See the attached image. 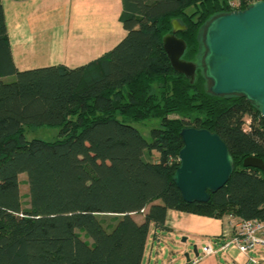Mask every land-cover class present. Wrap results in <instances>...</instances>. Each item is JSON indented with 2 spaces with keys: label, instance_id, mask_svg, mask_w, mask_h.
<instances>
[{
  "label": "trees",
  "instance_id": "1",
  "mask_svg": "<svg viewBox=\"0 0 264 264\" xmlns=\"http://www.w3.org/2000/svg\"><path fill=\"white\" fill-rule=\"evenodd\" d=\"M227 13V0H122L125 36L110 51L18 71L0 0V264H141L167 210L264 222V169L242 166L264 164V121L243 97L212 95L201 65L204 28ZM173 20L185 27L176 36L196 65L192 83L162 48ZM151 119L144 137L136 125ZM29 127L57 138L26 140ZM183 128L215 133L232 158L228 182L203 204L185 203L172 181Z\"/></svg>",
  "mask_w": 264,
  "mask_h": 264
},
{
  "label": "crops",
  "instance_id": "2",
  "mask_svg": "<svg viewBox=\"0 0 264 264\" xmlns=\"http://www.w3.org/2000/svg\"><path fill=\"white\" fill-rule=\"evenodd\" d=\"M2 8L18 71L58 65L76 68L107 53L125 36L122 0H2ZM137 217L135 221L141 223L143 215ZM235 220L167 210L165 230L150 225L141 264H244L247 258L233 245L220 249L233 236ZM205 247L214 254L204 256ZM257 257H264V249Z\"/></svg>",
  "mask_w": 264,
  "mask_h": 264
},
{
  "label": "water",
  "instance_id": "3",
  "mask_svg": "<svg viewBox=\"0 0 264 264\" xmlns=\"http://www.w3.org/2000/svg\"><path fill=\"white\" fill-rule=\"evenodd\" d=\"M171 33L162 38V48L172 70L194 80L196 65L185 61V43L176 34L185 27L171 22ZM201 60L204 78L215 96L237 95L259 109L264 121V1L242 11H231L209 21L202 39ZM183 147L178 153L179 167L172 181L187 204L206 203L229 180L233 163L225 144L203 129L183 128L179 133ZM244 168L264 169L261 160L246 158ZM185 239L181 242L184 244ZM192 252L197 257L196 247ZM186 263L189 254L183 253Z\"/></svg>",
  "mask_w": 264,
  "mask_h": 264
},
{
  "label": "built area",
  "instance_id": "4",
  "mask_svg": "<svg viewBox=\"0 0 264 264\" xmlns=\"http://www.w3.org/2000/svg\"><path fill=\"white\" fill-rule=\"evenodd\" d=\"M264 0H227L229 12L242 11L251 5ZM233 236L220 246L225 250L229 245H233L247 260L244 264H264V257L258 258L257 253L264 249V222L256 220L232 221ZM210 247L203 249V255H213ZM197 261V259L195 260Z\"/></svg>",
  "mask_w": 264,
  "mask_h": 264
},
{
  "label": "rangeland",
  "instance_id": "5",
  "mask_svg": "<svg viewBox=\"0 0 264 264\" xmlns=\"http://www.w3.org/2000/svg\"><path fill=\"white\" fill-rule=\"evenodd\" d=\"M202 39H203V37H202ZM7 80L11 81V80H13V78H8ZM208 86H210L209 82H208ZM157 125H158V120L151 119L149 121L144 122L143 124L136 125V127L140 131V133L144 137H146L147 131L152 127H156ZM24 137L26 140L38 139V140H42V141H46V142H53L57 138V129L50 128V127H29V128L25 129ZM17 180L19 182V192H20V196H21L22 206L27 207L28 188H27V184H26V175L21 174L20 176H18ZM137 216L138 215H134L133 216L134 219H138Z\"/></svg>",
  "mask_w": 264,
  "mask_h": 264
}]
</instances>
